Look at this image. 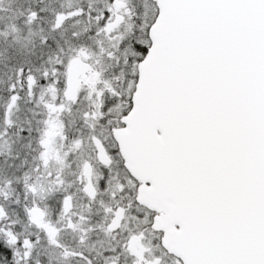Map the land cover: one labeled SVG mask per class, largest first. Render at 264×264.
I'll return each mask as SVG.
<instances>
[{"label":"snow or ice","instance_id":"snow-or-ice-1","mask_svg":"<svg viewBox=\"0 0 264 264\" xmlns=\"http://www.w3.org/2000/svg\"><path fill=\"white\" fill-rule=\"evenodd\" d=\"M0 264H264V0H0Z\"/></svg>","mask_w":264,"mask_h":264},{"label":"rangeland","instance_id":"rangeland-1","mask_svg":"<svg viewBox=\"0 0 264 264\" xmlns=\"http://www.w3.org/2000/svg\"><path fill=\"white\" fill-rule=\"evenodd\" d=\"M61 3H63V5L65 7H68L70 5H73L76 3V0H60Z\"/></svg>","mask_w":264,"mask_h":264}]
</instances>
